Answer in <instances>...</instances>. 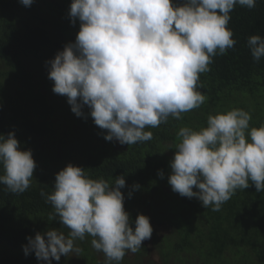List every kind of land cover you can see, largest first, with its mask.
Masks as SVG:
<instances>
[{"label": "clouds", "instance_id": "obj_1", "mask_svg": "<svg viewBox=\"0 0 264 264\" xmlns=\"http://www.w3.org/2000/svg\"><path fill=\"white\" fill-rule=\"evenodd\" d=\"M30 7L33 0H20ZM257 0H72L69 16L80 21L69 42L49 64L53 92L66 96L77 116L90 115L107 141L132 145L153 138L152 131L169 117L199 108L206 97L198 89L200 74L210 71L216 55L232 49L229 28L234 7L255 8ZM253 59L264 57V38L247 41ZM90 110L83 111L84 107ZM251 114L233 108L210 114L199 130L181 127L170 161L168 183L182 197L197 198L205 208L220 210L237 190L255 185L264 192V124L250 127ZM168 148V149H169ZM0 184L22 194L32 183L36 161L22 149L15 131L0 134ZM161 178L164 172L159 173ZM126 181L94 179L85 168L69 163L55 176L54 190L40 195L69 231L55 228L28 236L25 254L39 261L77 255V240L91 236V246L104 264H121L150 239V218L140 213L133 222L124 207ZM140 185L133 186L139 189ZM195 189V190H194ZM132 192H129L131 197ZM134 223V227H133Z\"/></svg>", "mask_w": 264, "mask_h": 264}, {"label": "trees", "instance_id": "obj_2", "mask_svg": "<svg viewBox=\"0 0 264 264\" xmlns=\"http://www.w3.org/2000/svg\"><path fill=\"white\" fill-rule=\"evenodd\" d=\"M71 3L33 0L26 7L20 0H0V134L14 130L37 165L24 193H11L0 184V264H46L34 252L25 254L27 237L51 228L67 234L59 220L50 219L54 209L40 193L54 190L56 174L69 163L85 168L94 179L125 177V210L133 222L138 214L147 215L153 226L150 239L160 260L147 264H264V192L250 185L213 211L195 197H182L168 183L176 152L169 147L178 143L181 127L199 130L210 114L233 108L251 114L250 127L264 124V57L255 61L247 44L252 35L264 38V0H257L253 9L237 4L231 12L228 26L236 44L200 74L198 90L205 103L182 119L169 117L167 123L146 128L153 133L151 140L121 146L115 139L107 141V130L90 115L77 116L67 97L52 90L47 62L74 42L80 30V21L73 24L69 16ZM83 111L90 110L85 106ZM136 184L139 189L133 188ZM163 223L169 230L160 237L156 228ZM91 239L76 241L81 251L75 259L61 256L52 263L104 264V254L93 249ZM149 249L143 243L132 259L126 253L121 264H145Z\"/></svg>", "mask_w": 264, "mask_h": 264}, {"label": "rangeland", "instance_id": "obj_3", "mask_svg": "<svg viewBox=\"0 0 264 264\" xmlns=\"http://www.w3.org/2000/svg\"><path fill=\"white\" fill-rule=\"evenodd\" d=\"M117 146H121V144L119 143ZM168 228H169L168 225H165V223H163V224L157 226L156 232H158V234L161 235L163 233L168 232V230H169ZM143 242H145V244L148 245L150 247V249H149V251L146 252L145 257L142 259V262L145 263V264H147L149 262H159V260H160L159 259V253L156 250V248L152 247V240L151 239H147V240H145ZM127 254H128L127 257L129 259H132L134 257V253H132V252H128ZM69 257L72 258V259H75L77 257V255H73V254L70 253ZM46 264H47V262H46Z\"/></svg>", "mask_w": 264, "mask_h": 264}, {"label": "flooded vegetation", "instance_id": "obj_4", "mask_svg": "<svg viewBox=\"0 0 264 264\" xmlns=\"http://www.w3.org/2000/svg\"><path fill=\"white\" fill-rule=\"evenodd\" d=\"M162 235H163V234H161L160 237H162ZM143 243H145V242H143ZM55 264H57V263L55 262Z\"/></svg>", "mask_w": 264, "mask_h": 264}]
</instances>
